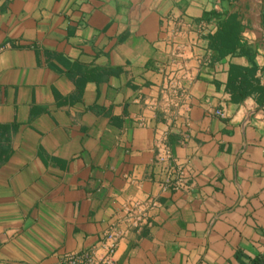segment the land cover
Instances as JSON below:
<instances>
[{
    "label": "crops",
    "instance_id": "obj_1",
    "mask_svg": "<svg viewBox=\"0 0 264 264\" xmlns=\"http://www.w3.org/2000/svg\"><path fill=\"white\" fill-rule=\"evenodd\" d=\"M111 245L264 264V0H0V264Z\"/></svg>",
    "mask_w": 264,
    "mask_h": 264
},
{
    "label": "built area",
    "instance_id": "obj_2",
    "mask_svg": "<svg viewBox=\"0 0 264 264\" xmlns=\"http://www.w3.org/2000/svg\"><path fill=\"white\" fill-rule=\"evenodd\" d=\"M217 114H222V111L217 110ZM168 154L166 151L162 154L161 160L167 158ZM113 245L108 247L106 254L102 258H95L93 256H80L75 254H70L66 256V264H113Z\"/></svg>",
    "mask_w": 264,
    "mask_h": 264
},
{
    "label": "trees",
    "instance_id": "obj_3",
    "mask_svg": "<svg viewBox=\"0 0 264 264\" xmlns=\"http://www.w3.org/2000/svg\"><path fill=\"white\" fill-rule=\"evenodd\" d=\"M237 27H238V23L234 22L233 28H237ZM223 32H225V30ZM226 32H227L226 35L228 37H231V36L234 37L235 36L234 34L237 33L236 30H233L232 33H231L230 30H228ZM262 262H263V260L261 258H253V259H251V264H261Z\"/></svg>",
    "mask_w": 264,
    "mask_h": 264
}]
</instances>
